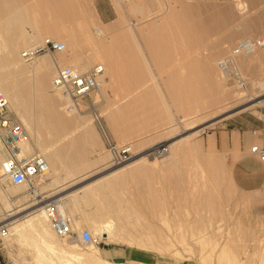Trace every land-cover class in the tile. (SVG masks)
<instances>
[{
    "label": "rangeland",
    "instance_id": "rangeland-1",
    "mask_svg": "<svg viewBox=\"0 0 264 264\" xmlns=\"http://www.w3.org/2000/svg\"><path fill=\"white\" fill-rule=\"evenodd\" d=\"M20 1L23 7L30 6L29 14L32 15V10L36 9V15L39 14L37 23L27 24L26 31L33 35L57 30V35L50 39L66 44L65 58L92 59L87 70L97 64L104 65L105 71L107 67L100 57L96 58L86 33L95 35L100 27L104 31V41L109 43L117 39L124 48L127 45L123 38L128 21L136 23L142 16L131 13L128 2L123 4L116 0ZM186 1L191 0H150L151 9L146 17L150 19L143 23L145 26H139L138 57L142 62V71L132 72L125 68L112 77L113 82L111 75L104 77L103 120L116 142L119 145L129 144L134 153L133 158L122 166L130 165L138 154L149 155L147 160L134 167L128 166L130 169L122 174H111L113 168L122 166L112 164L111 155L90 115L76 113L85 124L68 125L67 130L56 133V127L48 124L52 122L48 107L43 105L48 109L45 110L40 101L36 102L38 93L30 88V97L35 94L31 115L36 121L40 140L48 149L58 151L59 163L77 166V171H72V174L83 175L82 187L102 179L83 189L72 210L69 212L67 209L73 232L70 238H58V241L72 243L68 250L75 256L45 248L38 236L33 234L18 240L5 238L0 241V255L5 264H84L76 255L90 252L91 246L83 245L78 233L88 229L94 234L93 228L106 220L113 222L118 240L102 237L101 245L94 246L102 257L100 249L123 246L154 253L161 260L172 261L173 264H264V199L254 193L242 192L233 185L229 164L224 154L220 153L215 139L216 132L221 129L239 124L249 126L256 118H264V52L255 53L254 69L243 68L239 59L242 72L250 80L247 90L234 89L217 68V61L237 41L251 36L264 37V20L256 17L258 10L255 9H263L264 1L244 0L249 6L241 14L242 22H239L241 15L236 9L237 18L229 26L236 37L223 49L218 46L223 41L218 34L200 40L169 30L184 21L178 13L182 12ZM213 1L223 5L226 0ZM48 2L49 5L54 4L51 9ZM83 2H87L93 11L94 18L90 19L88 27L84 26L83 17L79 15L78 7ZM33 4H37L39 9H31ZM246 26L254 29L245 32ZM154 27L165 28L172 34H158L153 31ZM44 36L41 42L49 38L47 34ZM156 42L163 45L162 52L159 51L162 60H156L154 56ZM26 48L21 46L20 51ZM45 55L49 56L41 54L25 64H34ZM59 55L55 53L54 56L58 58ZM209 55L217 71L201 68L203 57ZM53 70L55 74V68ZM54 74L47 81L46 94L59 102L61 113L71 115L65 111L63 98L52 90ZM179 98L181 102L187 99L196 102L192 103V108L181 110ZM260 101L262 104L258 103ZM226 110L228 112L224 115L228 113L229 116L219 115ZM40 121H43V129ZM45 124H48L49 131L44 128ZM171 143L174 144L172 149L168 148ZM162 147L168 149L159 154L157 151ZM8 188L15 189L11 185L4 187ZM1 195L4 194L0 188ZM8 196L14 199V206L7 208L0 198V210L5 216L24 217L36 210L30 207L32 201L28 192L26 197L18 199L14 195ZM76 221L78 224H75ZM107 261L111 264H130Z\"/></svg>",
    "mask_w": 264,
    "mask_h": 264
},
{
    "label": "bare ground",
    "instance_id": "bare-ground-1",
    "mask_svg": "<svg viewBox=\"0 0 264 264\" xmlns=\"http://www.w3.org/2000/svg\"><path fill=\"white\" fill-rule=\"evenodd\" d=\"M255 1H260V0H253V2ZM262 1L261 3H263ZM20 2H21L20 0H0V89L6 94L7 99L9 101L10 109L16 113V115L19 117V120L25 125L26 130L28 132V143H26L24 152L26 154L27 153L29 154L31 152H39L42 155H44L49 162V165H50L49 173L47 174L45 178H43L41 181L38 182L40 192L44 193L43 191H45V189L50 186L49 178L51 177L53 169L56 167V165L60 161V156L57 150L52 151V149H48L45 142L40 140L38 128L35 126L36 121L34 117H32L31 115L32 113L31 106L34 103L32 102V100L34 101L33 96L35 94L32 93V96L30 97V88L33 89L31 91H34V89H36L35 92L37 91L38 93V96L36 97V99L38 100L36 102L40 101V106L42 105L41 107H43V105H46V107H48L49 115H51L49 117L50 118L49 120L52 121L51 123L49 122L48 124L52 125V127L53 126L56 127V128L53 127L55 128L56 133L63 132L68 127V125L70 126L73 124H78L79 126H82V124H85V123L82 122L78 116H76V113L81 115L82 112H72V111L65 109L67 114L69 113L72 115V117H68L71 115H64L63 113L60 112L59 102L57 103L56 100L47 96L46 94L47 93L46 92L47 81L48 80L50 81L51 75L54 74L53 69L56 68L57 63L63 66L73 67L74 69L80 72H86L87 68L90 67L92 63V59H84L82 57H78V58L76 57L74 59L65 58L64 56L66 55V51H63V52H57L58 54H60L58 58L54 56L55 54L54 55L48 54L49 56H46V55L44 57L42 56V58H40L34 64H27V63L25 64L26 61L22 58L23 51H20V47L21 46L25 48L34 47L38 45L39 43H41L42 41L41 39L45 34L48 35L49 39L50 37H55L57 35V30L54 29V30H48L46 32H38L37 34H33V35L27 32L25 29V26L31 23L36 24L37 23L36 20L39 14L37 13L36 15L35 13L37 12V9L32 10L33 12L32 15L29 14L30 6L28 5L29 6L28 7L26 5L28 8H26V6L23 7L24 4L21 3L22 4L21 6ZM116 2L117 3L128 2L129 10L131 11V13L142 15L141 17H139V19L136 20V23L132 22L131 20L129 21L127 20L128 21L127 27H126L127 29H126V33L123 38L125 39L127 43L126 47L122 48L119 45V42L117 41V39H113L109 43H107L106 40L104 41L103 39L104 31L100 27L96 29L95 35L86 33V36L92 42L93 52L96 58L100 57L102 62L107 67V71H105L104 77L106 74L111 75V82L114 81L113 78L115 77V75H117L121 71L123 72V69L125 68H129L132 72L139 73L140 71H142L143 69L142 62L140 61L138 57L140 53L139 51L140 45H139L138 36H139V33L141 32V29L139 26L142 27V25L146 23L145 22L147 20L146 17L149 16V14L147 13L151 9L150 0H144V1L142 0H116ZM23 3H25L24 0H23ZM36 5L31 7V9H35V8L39 9V6H36ZM48 5H49V2H48ZM51 5H54V4H50L48 6L49 9H51L50 8L52 7ZM183 6L184 7L182 8V12L178 13V16H180L181 19L183 18L184 21L180 24V26H176L174 29L171 28L169 30L171 32H173L174 30L178 34H181V35H185V34L189 36L192 35L193 37H198L200 40H205L211 34H218L220 37H222L223 41L219 43L217 42V43H218L219 48L223 49L224 47L227 46V43H229L236 37L234 34H232V32H230V27H229L230 24L237 18L235 11L238 10V13L241 15L244 11L248 10L247 7L249 5H247L246 1L244 0L242 1L226 0L224 1L223 5L213 0H191L190 2L189 1L184 2ZM78 8H79V15L83 17L84 26L88 27L89 24L91 23L90 19L94 18V16L92 15L93 11L90 8V5H88L87 2H83V3H80ZM52 9L55 11V7H53ZM255 9L258 10L256 11V15H257L256 17H258V19L260 20H264V8L262 9L259 7H255ZM59 14L57 16H59ZM61 14H60V17H61ZM149 19L150 18H148V20ZM238 19H239V22H242L243 21L242 15ZM166 21H168V19ZM245 28L247 30L245 32H250L254 29L253 27H250V26H246ZM155 30L157 31L156 33L162 34V35L165 33L172 34L169 30L165 28L160 29V28L154 27L153 31ZM251 37H248V38H251ZM208 44L210 43L208 42ZM162 46L159 43L157 44V42L154 46L155 47L154 56L156 57V60H162L161 59L162 57L160 55L161 53L159 52L162 50L161 49ZM255 53L252 55H244L239 58L240 64L242 65L243 68L245 69L255 68V57H254ZM162 56H164V54H162ZM201 68L202 69L209 68V69H212L213 71H217L214 65L211 63L210 55L203 57ZM51 87H52V82H51ZM55 92L59 94L60 98H63V96L59 92L57 91ZM180 99L181 98H179V101L181 102ZM262 101L258 103L262 104ZM180 102H179V105L180 107L182 106L181 110L183 109L188 110L192 108V105H193L192 103L195 104L196 101L194 100L191 101L190 99H187L185 102L184 101H182L181 103ZM183 102L185 104H183ZM33 105L35 106V104ZM46 107H43V108L45 110H48L46 109ZM48 112L46 113V115L48 114ZM226 112L228 111L227 110L222 111L219 115H222V114L224 115V113ZM226 116H229V114L227 113V115H224V117ZM46 119L44 120V122L46 121ZM42 122H41V126L43 124ZM48 124L47 125L45 124L44 128H46V130L48 129L47 127ZM43 126H42V129H43ZM51 129L52 128L50 127V130ZM196 133H193V134H196ZM91 136H94V135H91ZM173 147H174V144L171 143L168 148L172 149ZM168 148L162 147V149L160 150H166ZM148 156H149L148 154H142V155L138 154L136 155V159L130 165L134 167L135 165L139 164L142 160H147ZM122 165H119V166H122ZM130 165L128 164L122 167L118 166L119 168H113V172L111 174L112 175L116 173L122 174L125 170L130 169V167L128 168V166ZM106 177L107 176H105L104 178ZM101 179H99L98 181H100ZM95 181L98 182L97 180ZM96 182L85 185L83 189H88L93 184L95 185ZM11 186H14L15 189L13 188L14 190H12L10 188L8 189L1 188V192L4 195H1L0 198L7 208L10 206H14L13 205L14 203L12 199H10L8 194L14 195V196H21V195H26V193L28 192V187L26 185H20V186L11 185ZM26 188H27V191H26ZM107 188H105V190H107ZM48 196L50 195L48 194ZM59 199L62 200V198H59ZM38 206L39 205L33 206L31 204L30 207L36 208V210L33 211L31 214L25 215L24 217H21L19 215L5 216L4 214L1 213L2 211L0 210V218H1L0 224L5 221H10V222H6L10 230V233L8 237H6V239L7 238L8 240L9 238L17 239V238H22L24 236H32L33 234H35L36 236H38L40 240L39 241L40 244H42L45 248L50 249L51 251H54V252H61L64 255H70V257L75 256L73 254L74 252L68 250V247L72 246V243L68 244V243H63V242L58 241V238L60 237H58L57 234L52 229L48 218L43 212V209ZM61 207L66 212V214H68L66 207H69V205L65 203L63 204L61 203ZM76 223L78 224V221H76L75 224ZM112 223L113 222H110L107 220L103 221L101 224L99 223V225L93 228L94 234L100 235L101 237L109 238L110 240L116 239V237L118 236L113 231ZM72 225L73 224L71 221V227ZM117 240L118 239H116V241ZM23 241L30 242L27 239L25 240L23 239ZM33 243L36 244L37 242L33 241ZM76 258L80 260L81 262H83L84 264H111L109 263V261H107V259H105L104 257L100 255L99 251L95 249L94 246L90 247V252L78 254L76 255Z\"/></svg>",
    "mask_w": 264,
    "mask_h": 264
},
{
    "label": "built area",
    "instance_id": "built-area-1",
    "mask_svg": "<svg viewBox=\"0 0 264 264\" xmlns=\"http://www.w3.org/2000/svg\"><path fill=\"white\" fill-rule=\"evenodd\" d=\"M66 50V44L55 39H46L38 45L26 48L22 58L26 62L35 60L41 54L54 55ZM257 51L264 52V37L243 38L220 58L218 69L236 90H247L250 80L242 72L239 58L252 55ZM105 67L97 64L80 72L73 67L57 63L52 88L64 99V108L72 112H82L91 116L101 134L105 146L111 155L114 166L122 165L133 158L129 144L119 145L105 125L101 113L102 87ZM28 143V132L25 125L10 109L6 94L0 89V188L8 185H26L31 196L32 205L41 207L54 232L61 239L72 235L71 218L61 207V199L48 197L41 193L38 182L47 176L50 165L47 158L39 152L25 153ZM165 150H158L159 154ZM252 152L264 161V148L254 146ZM10 233L6 222L0 224V241ZM79 241L85 246H100L102 237L93 235L88 229L78 233ZM1 250V246H0ZM0 264H5L0 255Z\"/></svg>",
    "mask_w": 264,
    "mask_h": 264
},
{
    "label": "crops",
    "instance_id": "crops-1",
    "mask_svg": "<svg viewBox=\"0 0 264 264\" xmlns=\"http://www.w3.org/2000/svg\"><path fill=\"white\" fill-rule=\"evenodd\" d=\"M215 139L220 153L224 154L229 164L233 185L242 192L254 193L264 199V161L252 152L256 145L264 148V118H256L249 126L239 124L221 129L216 132ZM72 171H77L76 165L58 162L49 178L50 186L44 191L47 196L50 195L48 197L62 198L61 203L69 205V212L84 188L81 185L83 175L75 176ZM100 251L108 260L117 262L173 264L172 261L161 260L154 253L123 246H107Z\"/></svg>",
    "mask_w": 264,
    "mask_h": 264
},
{
    "label": "flooded vegetation",
    "instance_id": "flooded-vegetation-1",
    "mask_svg": "<svg viewBox=\"0 0 264 264\" xmlns=\"http://www.w3.org/2000/svg\"><path fill=\"white\" fill-rule=\"evenodd\" d=\"M23 196H25L26 197V195H21V196H16V198L18 199V198H20V197H23ZM26 198L24 199V201L26 202ZM12 201L14 202V199H12Z\"/></svg>",
    "mask_w": 264,
    "mask_h": 264
}]
</instances>
